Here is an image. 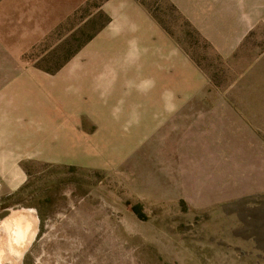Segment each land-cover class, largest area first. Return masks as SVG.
<instances>
[{
    "label": "rangeland",
    "instance_id": "1",
    "mask_svg": "<svg viewBox=\"0 0 264 264\" xmlns=\"http://www.w3.org/2000/svg\"><path fill=\"white\" fill-rule=\"evenodd\" d=\"M104 1L89 0L22 62L66 64L109 21ZM130 1L199 71L190 97L213 112L173 118L182 132L122 156L108 149L89 168L28 160L23 185L0 197V264H264V0L227 58L172 0Z\"/></svg>",
    "mask_w": 264,
    "mask_h": 264
},
{
    "label": "crops",
    "instance_id": "2",
    "mask_svg": "<svg viewBox=\"0 0 264 264\" xmlns=\"http://www.w3.org/2000/svg\"><path fill=\"white\" fill-rule=\"evenodd\" d=\"M172 1L223 58L258 21L250 10L260 0ZM87 2L0 0V197L23 185L28 160L89 168L108 149L122 156L182 132L173 118L213 112L190 97L203 85L199 71L130 0L100 4L109 21L66 64L45 71L22 62Z\"/></svg>",
    "mask_w": 264,
    "mask_h": 264
},
{
    "label": "bare ground",
    "instance_id": "3",
    "mask_svg": "<svg viewBox=\"0 0 264 264\" xmlns=\"http://www.w3.org/2000/svg\"><path fill=\"white\" fill-rule=\"evenodd\" d=\"M23 221V220H22ZM30 225V224H29ZM27 224H21L20 221L18 222V227L13 231V239L16 242V246L19 245L23 238H24V234L26 235L27 232H25L24 230H26ZM9 227V226H8ZM26 227V228H25ZM9 239V238H8ZM24 241V240H23ZM30 241V240H29ZM15 246V245H14ZM8 250L11 252H14V254H17L16 251L12 248V247H8Z\"/></svg>",
    "mask_w": 264,
    "mask_h": 264
},
{
    "label": "trees",
    "instance_id": "4",
    "mask_svg": "<svg viewBox=\"0 0 264 264\" xmlns=\"http://www.w3.org/2000/svg\"><path fill=\"white\" fill-rule=\"evenodd\" d=\"M91 37V36H90Z\"/></svg>",
    "mask_w": 264,
    "mask_h": 264
}]
</instances>
